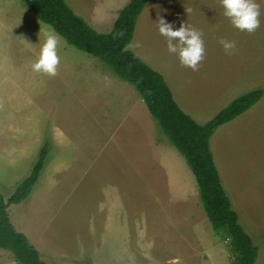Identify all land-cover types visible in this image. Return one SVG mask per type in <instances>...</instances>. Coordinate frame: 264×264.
<instances>
[{
	"label": "rangeland",
	"instance_id": "rangeland-1",
	"mask_svg": "<svg viewBox=\"0 0 264 264\" xmlns=\"http://www.w3.org/2000/svg\"><path fill=\"white\" fill-rule=\"evenodd\" d=\"M64 1L105 34L131 0ZM256 3L260 23L248 33L232 26L220 0H148L128 49L162 75L179 108L200 125L239 96L263 91L248 110L212 133L209 148L238 222L264 264V0ZM158 18L202 33L205 53L196 70L167 51ZM49 28L21 0H0L4 200L29 175L47 144L29 195L7 208L15 231L25 235L45 264H229L225 232L212 230L190 169L131 85L61 37L56 74L32 70ZM221 40L234 41L235 48L225 53ZM125 180L132 191L121 203L117 200L113 215L121 221L112 224L104 193ZM126 223L127 241L120 240ZM127 247L133 250L121 257L114 252ZM96 251L111 253L106 257L114 260L103 262ZM0 264L17 263L0 249Z\"/></svg>",
	"mask_w": 264,
	"mask_h": 264
},
{
	"label": "trees",
	"instance_id": "trees-1",
	"mask_svg": "<svg viewBox=\"0 0 264 264\" xmlns=\"http://www.w3.org/2000/svg\"><path fill=\"white\" fill-rule=\"evenodd\" d=\"M43 24L54 29L75 49L102 63L121 80L131 85L157 123L169 144L190 169L200 205L214 231L223 230L228 240L229 264H255L257 247L238 222V215L222 186L209 148V138L221 125L232 121L254 105L261 89L231 101L205 124H197L175 102L162 75L128 49L136 20L148 0H131L119 12L108 33L96 32L74 13L64 0H21ZM47 156L44 144L29 175L4 200L0 193V249L8 251L17 264H45L24 234L15 231L7 208L22 202L30 193Z\"/></svg>",
	"mask_w": 264,
	"mask_h": 264
},
{
	"label": "clouds",
	"instance_id": "clouds-1",
	"mask_svg": "<svg viewBox=\"0 0 264 264\" xmlns=\"http://www.w3.org/2000/svg\"><path fill=\"white\" fill-rule=\"evenodd\" d=\"M223 15L229 19L233 27L239 31L252 33L260 23V6L256 0H220ZM158 32L166 38L167 51L175 54L179 63L196 70L205 53L202 33L191 26L181 23L178 28L163 18L157 20ZM40 33V30H39ZM59 34L49 28L44 32V42L40 47L36 60L31 64L35 72L54 76L56 74L59 56L57 46L60 41ZM220 44L225 53L235 48V42L221 40Z\"/></svg>",
	"mask_w": 264,
	"mask_h": 264
},
{
	"label": "crops",
	"instance_id": "crops-1",
	"mask_svg": "<svg viewBox=\"0 0 264 264\" xmlns=\"http://www.w3.org/2000/svg\"><path fill=\"white\" fill-rule=\"evenodd\" d=\"M122 10V9H121ZM120 10V11H121ZM124 166V165H123ZM123 169V168H122ZM128 174V170H125L124 169V172H123V174H121L122 176L124 175V177H125V174ZM124 177H122V180L124 181ZM159 185H161V184H159ZM158 185V186H159ZM109 186V185H108ZM115 186V185H114ZM110 187L109 189H107V192H105L104 193V196L106 197V199H107V202L109 203V210H111V221H110V223H114V221H116L117 222V225H119L120 224V222L119 221H121V219L118 217V219H117V217L116 216H114L113 215V207L115 206H117V200H120V202L119 203H121L122 202V200L123 199H126V197H128L130 194H131V188H132V186L130 185V183L128 182V180H125V182L123 183V184H120L119 186H115V187ZM158 186H155V189L157 190L156 191V193H154L155 194V198L156 199H160V197H161V190L158 188ZM111 188H114L112 191H110L111 190ZM150 188H152V186L150 185ZM131 190V191H130ZM104 192V191H103ZM133 194H134V192H133ZM151 199H152V197H150ZM150 199V200H151ZM118 203V204H119ZM119 206V208L121 209V211H122V204H120V205H118ZM121 211H120V214H121ZM107 216H109V217H107V220H109L110 219V214H108ZM128 224L126 223L125 224V227H124V230L122 231L123 233H122V235H121V239L120 240H126V239H131V234H130V231H129V228H128V226H127ZM104 229H107V231H108V226L107 225H105V227H104ZM117 229H118V227H117ZM119 230V229H118ZM120 233V232H119ZM127 241V240H126ZM124 249H126L125 251H124ZM133 249L131 248V247H127V248H121V250H115L114 252H116V254L118 255V256H122V255H124L125 254V252L127 251H132ZM121 251H123V252H121ZM82 253V252H81ZM102 254V251L100 252V253H98L97 251H96V253H95V255H97V256H99V257H101V261H103V262H105L106 261V259L108 258V257H110L111 255V253L109 254V255H101ZM132 255H134V254H132ZM106 256H108V257H106ZM106 257V258H105ZM112 257V256H111ZM114 259H111V258H108V261L107 262H112ZM116 261V260H115ZM256 264H259V254H258V251H257V257H256ZM115 263V262H114Z\"/></svg>",
	"mask_w": 264,
	"mask_h": 264
}]
</instances>
